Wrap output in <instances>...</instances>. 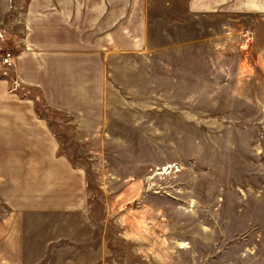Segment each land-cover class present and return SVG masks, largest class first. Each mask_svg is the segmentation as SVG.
<instances>
[{
  "label": "rangeland",
  "instance_id": "1",
  "mask_svg": "<svg viewBox=\"0 0 264 264\" xmlns=\"http://www.w3.org/2000/svg\"><path fill=\"white\" fill-rule=\"evenodd\" d=\"M9 1L0 76L17 88L12 53L1 65L18 31ZM187 1L147 0L150 58L134 60L127 104L112 98L97 138L50 114L61 152L86 170L90 210L85 240L53 242L38 264H264V57L243 18Z\"/></svg>",
  "mask_w": 264,
  "mask_h": 264
},
{
  "label": "crops",
  "instance_id": "2",
  "mask_svg": "<svg viewBox=\"0 0 264 264\" xmlns=\"http://www.w3.org/2000/svg\"><path fill=\"white\" fill-rule=\"evenodd\" d=\"M8 3L19 11L7 49L18 87L0 76V264H38L53 242L85 240L90 210L86 170L61 152L49 116L67 119L74 137L94 140L105 131L112 98L133 89L134 60L150 58L148 2ZM187 10L243 18L253 33L252 52L264 57V0H188ZM149 79L150 70L143 83ZM122 93L127 104L129 93ZM38 103L48 115L37 112ZM57 231L65 237L54 238Z\"/></svg>",
  "mask_w": 264,
  "mask_h": 264
},
{
  "label": "built area",
  "instance_id": "3",
  "mask_svg": "<svg viewBox=\"0 0 264 264\" xmlns=\"http://www.w3.org/2000/svg\"><path fill=\"white\" fill-rule=\"evenodd\" d=\"M244 34H247L248 36V33L247 32H244ZM249 41V37L247 38L246 42ZM11 60H12V56H11V53H5V55L2 57V60H1V65L2 66H7V67H10L11 65Z\"/></svg>",
  "mask_w": 264,
  "mask_h": 264
},
{
  "label": "trees",
  "instance_id": "4",
  "mask_svg": "<svg viewBox=\"0 0 264 264\" xmlns=\"http://www.w3.org/2000/svg\"><path fill=\"white\" fill-rule=\"evenodd\" d=\"M12 83H13V79H10V84H11V86H12ZM24 93H21V95H23ZM37 112L39 113V114H42L41 113V111H40V109L37 107Z\"/></svg>",
  "mask_w": 264,
  "mask_h": 264
}]
</instances>
